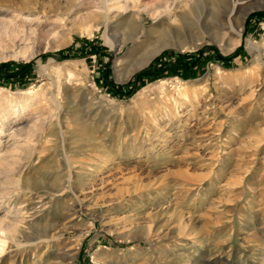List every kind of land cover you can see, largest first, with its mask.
Listing matches in <instances>:
<instances>
[{
  "label": "rangeland",
  "instance_id": "1",
  "mask_svg": "<svg viewBox=\"0 0 264 264\" xmlns=\"http://www.w3.org/2000/svg\"><path fill=\"white\" fill-rule=\"evenodd\" d=\"M169 1L0 0V264H264L263 0Z\"/></svg>",
  "mask_w": 264,
  "mask_h": 264
},
{
  "label": "bare ground",
  "instance_id": "2",
  "mask_svg": "<svg viewBox=\"0 0 264 264\" xmlns=\"http://www.w3.org/2000/svg\"><path fill=\"white\" fill-rule=\"evenodd\" d=\"M93 1L96 3V5L99 8L103 9V8H105V4L108 3L109 0H93ZM132 1H134V0H118V3L123 2L122 6L125 7V9L128 10V8H130V6L133 5ZM168 1L169 0H165V2H168ZM131 2H132V4H131ZM168 3H170V1ZM169 6L167 5L168 8H169ZM261 6L264 7V0H263V3L261 4ZM1 8L2 7H0V16L4 15V17H0V28H2L3 32H5L6 34H9L10 36H11L12 33L13 34L17 33L18 34L20 29H18L17 27H20L21 28L20 32L23 34V36H24L23 39H24V38H29L30 35H32L34 33H37V31L39 30L38 28L32 26L33 21H34V14L25 13V12L22 13V12H19V11L17 12L16 9H12V12H11V11L8 10L9 7L7 8V10H5L6 8L4 10H2ZM19 8H21V7H19ZM158 8L160 9V7H158ZM155 11L158 12L157 9ZM18 20H23V22H26V24H24L23 26H20V25L19 26H15L17 24L16 22H18ZM103 22H99L97 24H101ZM96 28L98 29L99 26H97ZM126 41L127 40L122 41L120 43V45L123 46L126 43ZM180 45H181V48H183V49H187L189 47H191V49H192V48H195L198 45V42L197 43L192 42L191 46L190 45L188 46V45H186L184 43L180 44ZM250 46H251V48H258L257 45L252 43V42H250ZM161 47L163 48V46H161ZM161 49H156L155 52L148 58L146 63L148 61L152 60L156 55H158V53L160 52ZM19 52L20 53L23 52L25 54V50H23V51L20 50ZM19 52L14 53V55L17 56L19 54ZM71 75L72 74H70V76ZM16 112H20L19 109H17L14 113H16ZM3 132H4L3 128L0 127V144L2 143V136L1 135H2ZM14 132H15L14 134H16V131H14ZM7 230L9 231V233H11L13 235L15 233V231L17 230V228H15V226H12V227H8ZM0 231L5 232V229L0 228ZM186 263L188 264V262H186Z\"/></svg>",
  "mask_w": 264,
  "mask_h": 264
},
{
  "label": "built area",
  "instance_id": "3",
  "mask_svg": "<svg viewBox=\"0 0 264 264\" xmlns=\"http://www.w3.org/2000/svg\"><path fill=\"white\" fill-rule=\"evenodd\" d=\"M263 20H264V19H263ZM262 23H263L262 25H263V27H264V21H263Z\"/></svg>",
  "mask_w": 264,
  "mask_h": 264
},
{
  "label": "trees",
  "instance_id": "4",
  "mask_svg": "<svg viewBox=\"0 0 264 264\" xmlns=\"http://www.w3.org/2000/svg\"><path fill=\"white\" fill-rule=\"evenodd\" d=\"M147 73H151V71H148Z\"/></svg>",
  "mask_w": 264,
  "mask_h": 264
}]
</instances>
